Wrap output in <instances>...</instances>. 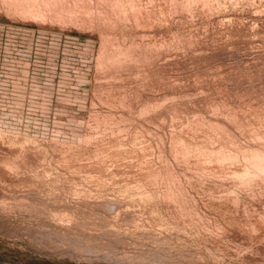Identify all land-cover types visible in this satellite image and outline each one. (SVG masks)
<instances>
[{
  "label": "rangeland",
  "instance_id": "obj_1",
  "mask_svg": "<svg viewBox=\"0 0 264 264\" xmlns=\"http://www.w3.org/2000/svg\"><path fill=\"white\" fill-rule=\"evenodd\" d=\"M0 264H264V0H0Z\"/></svg>",
  "mask_w": 264,
  "mask_h": 264
},
{
  "label": "bare ground",
  "instance_id": "obj_2",
  "mask_svg": "<svg viewBox=\"0 0 264 264\" xmlns=\"http://www.w3.org/2000/svg\"><path fill=\"white\" fill-rule=\"evenodd\" d=\"M4 136V135H3ZM1 137H2V134H1ZM17 137V136H16ZM12 138V137H11ZM14 138V137H13ZM7 140V139H6ZM17 140V139H16ZM4 141V140H3ZM14 141V140H13ZM6 142H8V141H6ZM12 143V142H11ZM14 144V143H13ZM122 149V148H121ZM120 149V150H121ZM204 149V148H203ZM202 151H205V150H202ZM115 153H117L116 151H115ZM115 153H114V155H115ZM256 153V152H255ZM117 155V154H116ZM257 155V154H256ZM253 157V156H252ZM253 158H256L255 156L253 157ZM257 159V158H256ZM241 170H242V168H241ZM240 170V171H241ZM129 191H130V189H128ZM131 190H133V189H131ZM134 191H135V189H134ZM131 192V191H130ZM136 192H137V190H136ZM138 193V192H137Z\"/></svg>",
  "mask_w": 264,
  "mask_h": 264
}]
</instances>
